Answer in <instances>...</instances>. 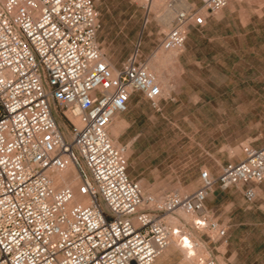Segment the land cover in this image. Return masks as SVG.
<instances>
[{"label": "built area", "instance_id": "obj_1", "mask_svg": "<svg viewBox=\"0 0 264 264\" xmlns=\"http://www.w3.org/2000/svg\"><path fill=\"white\" fill-rule=\"evenodd\" d=\"M178 1L165 5L174 12L160 42L167 52L184 50L200 10L216 16L230 2L179 9ZM101 29L94 0H0V264H154L175 242L194 264H217L198 255L192 231L226 241L206 201L218 185L243 188L252 203L264 145L242 146V158L216 178L202 170L191 193L146 194L128 173V146L115 144L110 129L133 92L160 112L163 90L139 46L121 68L111 66ZM66 172L78 190L57 179ZM179 213L191 225L168 222Z\"/></svg>", "mask_w": 264, "mask_h": 264}, {"label": "rangeland", "instance_id": "obj_2", "mask_svg": "<svg viewBox=\"0 0 264 264\" xmlns=\"http://www.w3.org/2000/svg\"><path fill=\"white\" fill-rule=\"evenodd\" d=\"M94 1L100 13L102 34L115 37L117 51L125 50L129 41L135 42L136 48L139 46L141 49L139 55L147 67L151 63L156 66L152 73H158L161 83L163 82L160 84L163 95L168 96V82H171L173 88L177 87L180 69L174 63L172 52L160 48L163 33L171 27L170 23L166 27L161 23V16L167 10V0H153L150 5H144L140 0ZM206 17V12L200 10L197 18L202 19V24L199 25L205 23ZM196 19L191 24H197ZM262 23V65L257 66L256 60H252L255 65L251 71L243 75L235 74V77L245 76L246 80L261 77L262 88H253L259 86L256 83H251L250 87L247 84H236L233 90L230 88V81L211 82L212 92L228 93L226 99L220 100L228 104L184 106L173 104L174 100L170 99L168 105H162L160 112L149 107L148 116L142 117L134 128L125 133L124 145L132 150V154L135 151L128 159V173L140 185L144 182L142 188L146 194L161 198L167 193H179L177 190L183 191V194L191 193L198 187L202 170H209L215 177L214 174L220 172L221 165L242 158V146L264 145V18ZM115 60H120L121 63L125 58ZM221 76L223 78L226 75ZM116 125L117 121L111 130ZM124 129L125 127L120 136ZM139 133L142 137L137 139L133 149L131 142ZM133 169L140 174L137 179L130 174ZM240 190L241 188L222 190L223 198L219 202H213V205L219 206L220 212L227 211L230 204H241L240 211H250L249 216L240 212L232 218L240 225L235 233L236 247L240 249V258L247 255L250 261L264 264V182L262 192L254 204H247L245 199L242 201L240 192L243 193V190ZM210 196L211 194L208 199ZM180 220L184 221L183 218ZM192 234L194 239L202 242V250L198 255L208 257L206 242L209 239L206 233L193 230ZM221 251H225L224 246ZM182 254L186 259V255ZM218 260L220 261L219 258Z\"/></svg>", "mask_w": 264, "mask_h": 264}, {"label": "crops", "instance_id": "obj_3", "mask_svg": "<svg viewBox=\"0 0 264 264\" xmlns=\"http://www.w3.org/2000/svg\"><path fill=\"white\" fill-rule=\"evenodd\" d=\"M187 1L196 8L201 5V0ZM263 18L264 5H262V0H230L229 5L218 15L206 17L203 25L190 24L185 48L178 55L180 69V77L177 80L178 85L176 88H173L171 82H168L170 92L168 96H164L161 100V107L162 105L164 107L168 105L170 99L174 100L172 101L173 104L184 106H217L228 104L227 102L220 101L226 99L225 97L226 95L228 96V93L212 92L213 88L210 86V83L215 81H230L232 83L230 88L233 90L236 84H247L250 87L251 83H256L259 86H253V88H262L261 77L246 80L245 76L235 77V74L243 75L251 71L254 67L253 65H255L252 63L254 60H256L257 66L262 65ZM98 40L111 66L115 69L121 68L126 59L136 50V43L132 41L126 44L125 50H115V37L110 34L103 35L101 31L99 32ZM123 58L125 60L121 63L120 60H115ZM221 75L226 76L222 78ZM227 99L230 98L228 97ZM232 99L234 100L233 97ZM149 107L152 108L144 95L138 92L132 93L128 110L117 116L115 120L117 121V125L115 129L111 130L118 133L119 138L117 143L124 144L126 142L124 138L125 133L129 129L134 128L135 124L142 117L148 116ZM123 127L125 129L120 136ZM140 137H142V134L139 133L131 142L133 149L135 148L137 139ZM130 151L132 152V150ZM134 154L135 151L133 150L132 155ZM223 166L225 165L220 166V171ZM219 173L214 174L215 178L218 177ZM130 174L134 179L140 177V174H137L135 169ZM262 183L255 186L256 198L252 202L253 204L258 200L259 194L262 192ZM240 194L243 197L242 191ZM221 198H223L222 190L216 185L210 198L206 201V210L211 218L218 221L227 229L226 241L206 242V250L209 252V256L215 258L216 261L219 258L220 261L218 260L217 264H258L257 261H250L247 255L244 258H240V249L236 247L235 233L240 225L236 221H233L232 218L240 212L249 216L250 211L245 209H241L240 211L241 204H228L227 211L220 212L219 206H214L213 202L221 201ZM243 199L244 197L242 201ZM223 246L225 247V251H221ZM154 264L192 263L187 262L182 251L173 245Z\"/></svg>", "mask_w": 264, "mask_h": 264}, {"label": "bare ground", "instance_id": "obj_4", "mask_svg": "<svg viewBox=\"0 0 264 264\" xmlns=\"http://www.w3.org/2000/svg\"><path fill=\"white\" fill-rule=\"evenodd\" d=\"M141 1V0H140ZM167 1H169V0H167ZM186 1L187 0H179L178 1V3L176 4V5H178L177 6V8H179V9H186V8H188V6H187V3H186ZM142 2V1H141ZM143 3V2H142ZM168 10V11H167ZM166 10V12L161 16V23H162V25L164 26V27H166V26H168L169 25V23L171 24V20H172V18H173V14H174V12L173 11H171V10H169V9H167ZM161 15V14H160ZM172 55H173V57H174V63H175V65L179 68V65H178V55H179V53H177V52H172ZM148 70H149V72L150 73H152L153 71H155L156 70V66L154 65V63L152 64H149L148 65ZM158 71V70H157ZM153 74V73H152ZM155 76H156V78H157V80H158V82L160 83V84H163V82L161 83V78L159 77V75H158V73L156 72V74H154ZM161 79V80H160ZM164 88V87H163ZM165 94H168L167 92H165ZM167 96V95H166ZM117 118V117H116ZM116 118L114 119V123H115V120H116ZM114 123H113V125H114ZM113 125H112V127H113ZM112 127H111V129H112ZM111 129H110V131H111ZM110 135H111V138H112V140H113V142L115 143V144H118L117 143V140H118V134H117V132H115V131H111L110 132ZM129 148V147H128ZM129 153V154H128ZM128 155H127V157L128 158H130L131 157V155H132V153H131V151L129 150L128 151ZM69 171H73L72 170V168H69ZM57 179L60 181V180H62V181H65V182H67V184L68 185H70L71 187H74V188H76L77 190H78V188H79V186H80V180L78 179V177L76 176V175H73V176H70L69 175V172H66V173H62V174H60L59 176H57ZM141 186H143V182L141 183ZM180 194L182 193L183 194V191H181V190H177ZM154 197H156L157 199H161V198H158V196H155V195H153ZM79 198H80V196H78ZM180 218H183L184 219V221L182 220H180ZM193 219L194 218H192L191 216H189V215H186V214H183V213H179V214H177L176 216H169L168 218H167V220H168V222L169 223H171V224H173V225H181L182 223H185V224H189V225H191V223H192V221H193ZM172 221H173V223H172ZM175 223V224H174ZM181 223V224H180ZM176 248H178V249H180V251H182L185 255H187L186 253H185V251L184 250H182L180 247H179V245L175 242L174 244H173ZM172 246V245H171ZM170 246V247H171ZM202 250V246L200 247V248H198L197 249V253L198 252H200ZM186 259L187 260H189L188 258H187V256H186ZM192 263V262H191Z\"/></svg>", "mask_w": 264, "mask_h": 264}]
</instances>
